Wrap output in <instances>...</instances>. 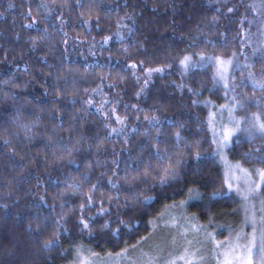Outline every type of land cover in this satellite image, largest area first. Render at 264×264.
<instances>
[{"label": "trees", "instance_id": "obj_1", "mask_svg": "<svg viewBox=\"0 0 264 264\" xmlns=\"http://www.w3.org/2000/svg\"><path fill=\"white\" fill-rule=\"evenodd\" d=\"M263 35L264 0H0V264H72L77 249L119 264L161 236L166 215L219 239L239 229L238 200L209 199L224 192L208 124L223 93L209 58ZM254 142L238 135L229 158L256 163ZM177 160L179 178L160 186L155 176ZM192 186L203 199L181 206Z\"/></svg>", "mask_w": 264, "mask_h": 264}, {"label": "rangeland", "instance_id": "obj_2", "mask_svg": "<svg viewBox=\"0 0 264 264\" xmlns=\"http://www.w3.org/2000/svg\"><path fill=\"white\" fill-rule=\"evenodd\" d=\"M248 46L236 56L231 57V63L228 65L226 80L228 87L225 88V82L219 80L216 76V86L223 93V100L219 108L208 113V124L212 132L214 154L221 164L224 179V193L238 200V205L242 215L241 227L228 235L227 238L219 239L216 235L208 237L206 232L201 229H193L188 226L180 217L166 215L162 223L161 234L154 240H149L141 246L130 249L124 257L118 259L119 264H145L148 256L159 257L154 264H167L168 261L175 259L176 264H187L186 260L179 257L185 254V249L189 253H195V264H246L248 260L246 246L252 242L254 227L256 229V254L252 257L253 264H261L260 248L264 246L261 240V229L264 225L260 224L261 217L264 216L262 201H264V184L258 190V193L244 200L243 194L249 188H256V183L260 182L257 169H264L257 161H264V135L258 132H252L248 129L254 122V115L264 120V91L253 85V80H264V35L261 44L253 43V40L246 37ZM108 41L103 45L107 46ZM224 61L229 58L220 57ZM209 63L218 72L216 57L209 58ZM249 72L253 76L249 77ZM235 105V107H234ZM224 106V107H222ZM231 109V111H230ZM236 121H240V129L232 134L229 139V145L235 137H247L254 142L253 151L250 157L256 163L244 165L241 162L232 161L226 147L223 151L217 150L218 141L226 128H235ZM211 122V123H210ZM215 133V134H214ZM238 139V138H236ZM237 165L239 167H237ZM241 169L247 170L246 172ZM227 181V183H226ZM228 184L232 185L229 189ZM255 213L256 224L253 225L252 214ZM211 233V232H210ZM77 255L72 264H91L90 256L83 254L82 249H77ZM147 254V256L145 255ZM241 256L243 258H241ZM115 259H100L96 264H114Z\"/></svg>", "mask_w": 264, "mask_h": 264}, {"label": "snow or ice", "instance_id": "obj_3", "mask_svg": "<svg viewBox=\"0 0 264 264\" xmlns=\"http://www.w3.org/2000/svg\"><path fill=\"white\" fill-rule=\"evenodd\" d=\"M253 10L255 11V7L253 8ZM228 11L231 12L232 9H229ZM57 19H60V18L57 17ZM32 23L33 24L36 23L35 19L33 20ZM85 23H87V21H85ZM27 26H30V25H26V27ZM107 39H108V37H105L106 41H107ZM190 59L191 58L189 56H185L183 59L180 60V64L183 65L185 68H187ZM216 63H217V66H218V72H217L216 76L219 78V80H223L225 82V88L227 89L228 84H227V80H226V74L228 72V65L231 63V58H229L228 61H224L220 57H216ZM131 66L133 68L136 67L135 64H132ZM145 71L148 72V73H151L153 71L160 72V71H163V69L162 68L145 69ZM262 71H264V69H262ZM248 75L251 78L253 76V73L249 72ZM214 79H216V77H214ZM252 82H253V85L255 87H259V88H261L262 91H264V80H261V81L253 80ZM93 91H95V89ZM190 91H191V89H190ZM88 103H92V101L90 100V101H88ZM222 107H224V106H222ZM234 107H235V105H234ZM115 111H116L115 109L112 110L113 115H115ZM230 111H231V109H230ZM253 115H254V122L249 126L248 129H245V130L249 131L250 134L252 132H258L261 135H264V120L260 119V117L257 116L256 114H253ZM124 119H125V117H121V116L117 115L116 116L117 124L118 125H122L123 122H124ZM146 119H149V118L146 117ZM151 119H156V118L153 117ZM239 129H240V121H236V127L235 128H226L224 130L223 134L220 136V139L218 141H214L217 144V150L218 151H223V149L228 147L230 137L232 136V134L234 132L238 131ZM114 133L115 134H120V129L119 128H115V127L111 128L109 135L114 134ZM194 155L196 157H199V153H195ZM248 155H251V154L249 153ZM157 157H158V159H162V157H160L158 153H157ZM261 159L264 160V156H261ZM181 163H182L181 160H177L175 162V164L169 163L168 165H166L162 169L161 172H159L155 176V179L158 180L160 186H165V185H167V184L171 183L172 181H175L176 179L179 178V165ZM237 167H239V166L237 165ZM150 168H151V165H148L146 167L145 172H144L145 183H147V178L150 175V173L148 171V169H150ZM241 171L246 172L247 170L241 169ZM256 171H257V174L260 177V182L256 183V188L255 189L249 188L248 191L243 194V198H244L245 201H247L248 199L254 197L258 193V190L261 187V185L264 184V169H257ZM133 179H135V178H133ZM226 183H227V181H226ZM109 184L110 185L112 184V180L111 179L109 180ZM112 186L115 187V185H112ZM96 187H97V184L94 183L92 185V189L95 190ZM151 187L155 188L156 185L153 184ZM228 187H229V189H231L232 185L228 184ZM149 191H150V188L149 187H145V188L141 189L140 193L136 194V198L139 200L140 203L146 205L149 202H151L152 200H154V198H155L154 194H152V195L144 194V193H147ZM227 194L228 193H224V192H221V191H213L210 194L209 199L211 200V199L218 198V197H221V196H226ZM201 199H203V195L200 192V190L196 186H192V187L188 188L187 197H186L185 200L180 201V204H181V206H183L188 201L201 200ZM41 200H43V197H41ZM86 200H87V205L88 206H92V204H93V196L92 195L87 196ZM109 200H111V197L109 198ZM126 203H127V201H126ZM84 207H85L84 204L80 205L81 217H80V219L78 221V223L82 226V230L89 229L90 222L93 219L92 216H89L87 219H84V217H83V209H84ZM261 211L264 212V201H262V209H261ZM98 214L99 215L107 214V209L101 207L99 209ZM193 219H194V217H193ZM252 222H253V225L256 224L254 211H253V214H252ZM119 223L120 224H124L125 221L124 220H120ZM150 223H151V221H150ZM210 223H211V221H210ZM260 224L264 225V216L261 217ZM109 226H110V222L109 221H105L104 224L102 225V228L106 229ZM208 226L209 225H192L193 229L206 228ZM127 227L131 228L132 225L129 224V225H127ZM58 229H59V226H58ZM117 232H118V229H113V234H117ZM255 233H256V229L254 227V231H253V234H252V242H250L246 246L247 254H248V260H247L246 264H253L252 257L256 254V251H257L256 245H255V240H256ZM206 235L208 237H212L213 236L212 233H206ZM58 239H59V230H58V232L56 234L55 239L45 240L43 246L46 247V248L47 247H55ZM143 239L144 238L142 237L141 240H143ZM261 240L264 241V228L261 229ZM126 251H127V249H122L120 255H123ZM145 255L147 256V254H145ZM241 258H243V257L241 256ZM158 259H159V257L148 256L147 260L145 261V264H154L155 260H158ZM179 259L186 260L187 264H195V261H196L197 258L195 256L194 252L193 253H189L188 249L186 248L185 249V254L182 255L181 257H179ZM260 261H261V264H264V246H262L260 248ZM167 264H176V260L175 259L170 260V261L167 262Z\"/></svg>", "mask_w": 264, "mask_h": 264}]
</instances>
